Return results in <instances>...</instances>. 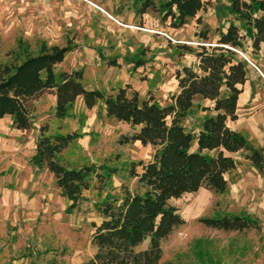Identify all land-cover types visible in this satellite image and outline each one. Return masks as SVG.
<instances>
[{"label": "rangeland", "instance_id": "374dc122", "mask_svg": "<svg viewBox=\"0 0 264 264\" xmlns=\"http://www.w3.org/2000/svg\"><path fill=\"white\" fill-rule=\"evenodd\" d=\"M145 1L0 0V65L13 61L21 43L29 45L34 53L43 42L71 46L72 51L56 68L58 74L81 71L88 89L106 94L130 85L142 99H154L166 106L179 91L177 72L197 65L195 54L181 47L197 51L199 46L217 44L218 29H226L233 16L229 0H202L206 10L197 16L202 17V25L195 18L174 28L170 20L163 19L161 8L166 0H154L157 9L143 17L139 9ZM104 4L114 6V13ZM120 11L126 13L124 19L116 18ZM206 29L210 31L208 42L196 35ZM242 53L252 69L250 104L255 119L253 130L240 128L242 131L237 132L264 150V68L246 48ZM113 59L118 67L111 65ZM136 61L144 64L138 66ZM55 105L51 92L34 100L28 131L18 130L10 116L1 122L0 264H87L96 253L91 237L92 224L102 222L99 206L108 200H120L124 188L135 191L138 182L131 171L135 167L140 173L138 164L148 163L153 157L151 146L120 143L134 131L128 124L108 118L104 103L89 110L78 99L63 120L56 118ZM205 105L202 100L196 101L184 122L188 130L200 126L206 115L200 107ZM43 126L49 128V135L78 134L79 138L61 155L63 164L75 168L104 165L117 170L103 190L94 185L85 191L74 210L53 175L32 163ZM229 126L233 129L231 121ZM235 161L236 170L226 175L229 190L225 194L203 188L171 202L185 224L162 243L160 264H264V176L246 159L245 152L235 155ZM224 215L251 218L259 228L225 232L199 222L200 218ZM148 244L146 241L140 249Z\"/></svg>", "mask_w": 264, "mask_h": 264}, {"label": "trees", "instance_id": "16d2710c", "mask_svg": "<svg viewBox=\"0 0 264 264\" xmlns=\"http://www.w3.org/2000/svg\"><path fill=\"white\" fill-rule=\"evenodd\" d=\"M153 9H157L154 0H146L139 12L143 15ZM161 10L164 20L181 28L206 10V5L202 0H166ZM229 11L233 21L226 29H218L217 44L199 46L197 51L181 47L195 54L197 65L177 72L179 91L166 106L154 99H142L130 85L115 94H106L88 89L81 71L58 74L56 68L72 51L71 46H49L43 42L34 53L29 45L21 43L13 61L0 65V129L2 120L11 116L18 130H30L31 103L51 92L56 98V118L66 119L78 99L89 110L104 103L108 118L128 124L134 131L120 143L140 142L154 149L148 163L138 164L142 167L140 173L135 167L131 171L138 188H124L120 200H108L99 206L102 222L92 224L91 237L96 253L87 264H160L162 243L185 224L171 202L203 188L225 194L229 190L226 175L237 168L229 154L245 152L246 159L264 176L263 148L255 147L228 125L238 120L239 98L252 73L249 63L237 51H244L247 38L254 54L264 45V0H229ZM197 21L202 25V17ZM196 35L205 42L210 39L209 29ZM110 63L118 67L117 60ZM197 100L210 101L212 105L200 107L206 115L198 131L188 130L184 122ZM48 133L49 128L43 126L32 163L53 175L57 188L74 210L85 191L94 185L103 190L117 170L104 165L75 168L63 164L61 155L79 136ZM199 222L225 232L259 228L255 220L237 215L200 218ZM146 241L148 247L140 249Z\"/></svg>", "mask_w": 264, "mask_h": 264}, {"label": "crops", "instance_id": "0c3cea01", "mask_svg": "<svg viewBox=\"0 0 264 264\" xmlns=\"http://www.w3.org/2000/svg\"><path fill=\"white\" fill-rule=\"evenodd\" d=\"M106 7L110 8V6H107L106 4H104ZM114 7V6H113ZM110 8V10L114 13V8ZM121 13H116V18H123L124 19V16L126 13H124V11H120ZM148 13V12H147ZM143 14V15H140V16H143V17H146V14ZM107 15L114 19L115 22L117 21L115 19L114 16H112L111 14L107 13ZM118 24H120L119 21H117ZM245 48L252 54L254 60L262 67L264 68V45L262 47V50L257 53V54H254L253 51H252V48H251V41L247 38L245 40ZM254 76V74H252V77ZM257 79L258 78V74L256 77H254L253 79ZM252 79V80H253ZM251 86H250V80L244 85L243 87V93L240 95V98H239V102H238V110H237V114H238V120L236 121H231L233 123V130L235 131H240L241 129L240 128H244L245 129V132L246 131H249L250 129H254V126H253V120L255 119L254 117V114H253V108L250 104V101L252 100L251 99ZM255 100V99H254ZM207 105L205 106H209V105H212V103L210 101H204ZM248 102H249V106L248 105ZM8 117V116H7ZM11 117V116H10ZM6 118V117H5ZM4 118V119H5ZM3 119V120H4ZM2 120V121H3ZM229 125V124H228ZM230 127V126H229ZM198 131V129L196 130ZM242 131V130H241ZM261 143V142H259ZM197 147L195 146L194 149H196ZM241 152H238V153H234V154H229L231 157H233L235 159V155L239 154Z\"/></svg>", "mask_w": 264, "mask_h": 264}, {"label": "built area", "instance_id": "2783aa9c", "mask_svg": "<svg viewBox=\"0 0 264 264\" xmlns=\"http://www.w3.org/2000/svg\"><path fill=\"white\" fill-rule=\"evenodd\" d=\"M245 60L249 61V59L247 58V56L245 54L242 53V51H237ZM250 62V61H249Z\"/></svg>", "mask_w": 264, "mask_h": 264}]
</instances>
